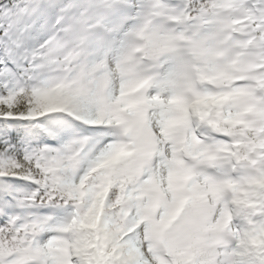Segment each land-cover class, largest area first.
I'll list each match as a JSON object with an SVG mask.
<instances>
[{"label":"snow or ice","instance_id":"obj_1","mask_svg":"<svg viewBox=\"0 0 264 264\" xmlns=\"http://www.w3.org/2000/svg\"><path fill=\"white\" fill-rule=\"evenodd\" d=\"M0 264H264V0H0Z\"/></svg>","mask_w":264,"mask_h":264}]
</instances>
